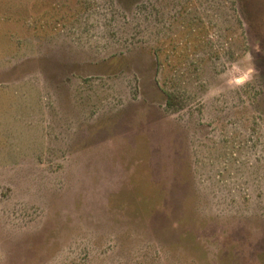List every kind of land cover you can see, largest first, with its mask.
I'll return each instance as SVG.
<instances>
[{"label":"rangeland","instance_id":"374dc122","mask_svg":"<svg viewBox=\"0 0 264 264\" xmlns=\"http://www.w3.org/2000/svg\"><path fill=\"white\" fill-rule=\"evenodd\" d=\"M0 264H264V0H0Z\"/></svg>","mask_w":264,"mask_h":264},{"label":"trees","instance_id":"16d2710c","mask_svg":"<svg viewBox=\"0 0 264 264\" xmlns=\"http://www.w3.org/2000/svg\"><path fill=\"white\" fill-rule=\"evenodd\" d=\"M164 94L166 96L167 105L171 106L174 103L175 97L172 94H169L167 92H165Z\"/></svg>","mask_w":264,"mask_h":264}]
</instances>
